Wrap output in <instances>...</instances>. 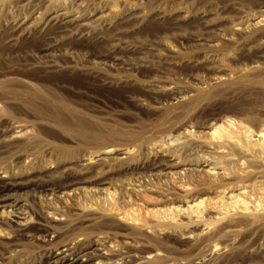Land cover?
Instances as JSON below:
<instances>
[{
	"label": "rangeland",
	"instance_id": "374dc122",
	"mask_svg": "<svg viewBox=\"0 0 264 264\" xmlns=\"http://www.w3.org/2000/svg\"><path fill=\"white\" fill-rule=\"evenodd\" d=\"M66 16L74 18L73 28L60 30ZM257 17L263 21L251 25ZM240 23L249 26L240 30L236 26ZM178 92L184 99L174 97ZM229 117L255 131L264 128V0L0 1V128L12 121L26 131L12 140L11 152L0 156V168L29 165V175L54 178L73 172L86 176L79 186L108 188L118 199L120 182H126L133 186L124 195L126 209L171 202L183 206L192 198L216 197L217 189L202 172L176 179L154 176L152 161L176 153L177 158H184L177 168L181 169L190 162L199 164L205 155L218 157L208 149L209 140L215 141L208 131ZM232 144L226 145V151L237 152L240 160L244 155L242 167L255 163ZM108 146L123 149L122 159L111 168L104 166L99 177L80 175L84 159ZM126 149L133 155L125 154ZM219 165L216 172L225 170L226 180L241 179L236 165L226 164L229 169ZM232 170L238 178L231 175ZM248 176L239 181L248 178L249 182ZM101 179L105 184H99ZM39 191L19 188L11 192L22 202V211L34 219L38 217L37 195L42 199L48 194ZM251 195L255 206L258 198ZM60 204L55 207L65 212ZM262 207H251L248 213L232 210L233 221L227 217L203 232L201 224L187 225V217L180 214L179 220L188 227H155L160 229L157 233L144 230L152 249L129 245V253L136 256L130 264L154 249L165 260H157L163 262L158 264H182L205 249L216 254L213 244L222 247L229 238L234 248L220 256V262L264 264V253L258 251L264 247ZM255 216L259 219L252 221ZM229 221L237 225L230 235L223 227ZM133 226L127 224L125 232L137 231ZM0 227L11 230L9 225ZM26 234L11 236L12 245L7 247L0 237V264L45 263L51 242L44 241V232L34 223L28 225Z\"/></svg>",
	"mask_w": 264,
	"mask_h": 264
},
{
	"label": "bare ground",
	"instance_id": "6f19581e",
	"mask_svg": "<svg viewBox=\"0 0 264 264\" xmlns=\"http://www.w3.org/2000/svg\"><path fill=\"white\" fill-rule=\"evenodd\" d=\"M73 19L74 18H71L69 16L64 17L59 26L60 30H67L70 27L73 28ZM262 21L263 20L258 17L254 18L251 25L257 26ZM236 26L240 30H245L246 26L248 27L249 24L245 26L244 23H240ZM256 67V65L254 67L252 66L251 69H256ZM218 78L220 77L218 76ZM173 95L177 100L184 99L185 97L184 95H181V93L179 94V92L174 93ZM16 123L18 122L9 121L7 127L0 128V156L12 150L11 148H13L14 144L12 140L14 138L17 139V137L19 138V136L26 132L21 127V125H16ZM185 132L187 133V135L194 136L191 131L185 129ZM208 133H210L211 139L215 140L214 142H211L209 140V145L207 143L208 149L212 150V153L210 152L211 154L214 153L213 155L215 156L216 154L219 155V159L218 157H216L218 161L214 160L216 158H205V155L204 160H199L200 162L197 161L199 162V164H190V162L188 163V165H183L181 169L177 168L180 166V163L184 158H177L179 156L175 155L176 153H171L168 159H155L152 161L151 170L154 171L152 173V175L154 176L162 174L164 176L166 175L165 177L170 176L171 178L176 179L180 178V175L184 176L185 174H191V176L195 177V174L197 175V173L202 172L205 173L209 178L208 183H210L217 189L216 191L212 187V189L216 191V197H197L194 199L192 198V196V199L190 201H182L184 202L183 206L175 205V203L171 202L160 207H152L147 209H145L144 207L143 210L140 209V205L137 206V204H135V206H131L130 208L129 205L128 209H126L128 204H125L126 207L124 208V195L130 192V188H133L131 184V186L129 187V183L126 182L124 183L119 181L121 183L119 189L121 190L122 194L120 199H118L114 197V191L111 192L108 188H86L79 186V180H84L86 176H76L77 174L73 172H67L63 176H56L57 178H54L51 176L40 174L29 175V173L31 172V168L28 167L29 165L20 167V169L16 170H5L3 169V167L0 168V224L9 225V227L11 228V230H9L10 232H7L0 227V237L5 239V242L1 240L3 245L7 247L11 243V236H26L28 225L34 223L39 230L44 232V241L51 242V249L47 254V258L44 264H130V260L132 259V257L136 256H133L129 253V245L134 247H141L144 249H152V241L150 243L149 239L145 238L146 235L143 231L153 230V232L156 231L157 233L160 229L157 231L155 227L162 228V226H165L166 229L168 227L181 229V227H185L187 223H184L181 219L180 220L182 222L179 220L178 216L180 214H184L183 217H187V225H191L192 223H196L197 225L201 224L203 228L200 229V232H203L205 231V229H208L210 225H213L224 219L228 220L227 217L229 218L231 216L232 210L248 213L250 212L251 207L253 209V207L255 206H263L262 209L264 211V128L257 129L255 131L251 128V126L244 125L241 122H237L229 117L224 118L212 125L209 128ZM18 134L21 135L18 136ZM230 143L234 144V146L239 150L240 155L241 153L248 154L251 157V160H253L255 163L251 164L253 161H250L251 165L249 164V167H242L243 162H241V160H243L245 157H243V155V159L240 160L236 157L237 152L235 154L232 153V151L231 153H229L230 151L228 150L229 152L227 153L226 149L229 148L228 146ZM25 144L27 145V143ZM227 144L228 146H226ZM20 149V151H23L22 148ZM224 149L226 154H223ZM122 150L123 149H120L116 146H108L97 155H89L86 159H84V163L80 164V175L90 173L91 176L89 175L88 178L99 177L104 171V166L109 165V168H111V166L115 164L116 161L118 162V160L122 159L119 157V155L123 154ZM131 152V149H126L124 151L125 154H131ZM93 156L99 157H97L98 160L95 158L96 161H99L97 163L98 165H91L93 161L96 162L95 160H93ZM221 163H223L225 166L226 164L236 165V168L238 167L237 172L239 173L238 174L236 172V169L234 168L236 175H240L239 177L241 179H236L238 177L235 178L233 176V169L231 175L238 181L231 182L229 181L231 180L230 177L229 180H226L229 175L227 177L225 176L227 175L223 172L225 170L221 171V173L220 171H218L219 173L216 172V169L221 166L219 165ZM226 167L229 169L228 166ZM173 169L177 170L174 171ZM230 170L229 172H231ZM252 173L253 176L251 175ZM220 174L222 175L221 177H219ZM248 174L251 175L250 177H252V179L248 176ZM241 176H243V178L245 176H248L250 183L247 182L248 178H245L246 181L240 182L239 180L243 179ZM234 178H232V180ZM99 182V184H105L102 179L99 180ZM19 188H32L33 190L36 189L38 191L41 190L48 193L47 195L43 196L45 198L42 199L40 198V195H37V218L34 219L29 215H26L21 209V206L23 205L21 204L22 202L11 193L13 190ZM248 188L253 192H251V194H255V199L258 198V200H255L254 202L256 204H254L255 206L251 204L250 198L252 195L250 194V191L247 190ZM133 191L137 192V189L134 188ZM56 202L57 204H62H60L59 206H61V208L63 209H66V213L64 211L61 212L55 207L57 205H55ZM255 208L253 210H255ZM140 210H145L144 212H142L143 214L145 213L143 219H141L143 215L139 214ZM213 213H215V216H213ZM135 214H139L138 218H141L138 219L137 215L136 217H134ZM146 217H150V222H148ZM251 219L253 221L254 219L257 220L259 218L255 216ZM229 220H232V218ZM51 222H56V224H53ZM149 223H151V225H149ZM229 223L231 222L229 221ZM127 224L134 225L137 231H133L132 233L125 232L127 229ZM232 224L233 222L229 225L227 224L223 226L225 229V233L227 232L230 235V233L233 234L235 231H237L235 229H232L237 225L235 226V224ZM178 229L176 230L178 231ZM174 230L175 229H173V231ZM222 231L224 233L223 229ZM127 234H129L130 237H126ZM181 235L185 236V233H182ZM185 237L190 238L191 236L188 235ZM232 241L233 239H227V243L222 247H220L221 245L213 244V249L217 248L214 249V251L216 250L217 252L216 254H212L210 249H205L202 255L192 257L191 259L187 260V262H184L182 264H223L224 262H220L221 260L219 258L223 254H226V252H230L234 248V244ZM258 248L260 254L264 253L263 246H259ZM11 252H14V250L8 251V253ZM160 256L161 253L157 249H154L150 252H147L145 255L138 256L132 264L163 263L157 261L163 258ZM0 263H3V261H0Z\"/></svg>",
	"mask_w": 264,
	"mask_h": 264
}]
</instances>
